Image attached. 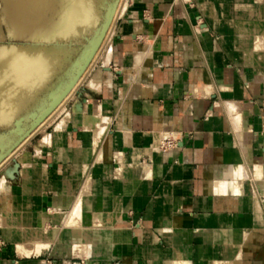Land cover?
Returning a JSON list of instances; mask_svg holds the SVG:
<instances>
[{
  "label": "crops",
  "instance_id": "obj_1",
  "mask_svg": "<svg viewBox=\"0 0 264 264\" xmlns=\"http://www.w3.org/2000/svg\"><path fill=\"white\" fill-rule=\"evenodd\" d=\"M118 20L113 54L92 75L102 77L100 91L87 86L74 101L83 99L86 112L106 113L108 128L95 152L79 154L93 136L72 112L61 149L53 143L39 160L49 184L64 186L75 177L78 182L71 192L57 196L46 186L39 195L33 185L22 186L20 173L13 186L29 204L25 213H45L46 225L63 226L89 178L82 225L92 238L89 255L78 254L83 264H143L144 228L154 231L161 251L181 248L191 264H213L199 258L207 239L197 230L213 228L199 220L219 215H232L235 228H246L240 250L223 251L231 264H264V222L256 218L260 211L264 219V174L257 180L255 173L256 167L264 170V0H127ZM163 134L177 138L179 146L162 157L152 146ZM35 154L29 152L31 163ZM220 184L228 188L219 192ZM250 189L259 208L242 204ZM0 202L15 212L14 194L0 195ZM165 213L176 233L173 244L156 230ZM98 226L121 227L125 238L113 247L104 240L96 255ZM54 243L53 254L61 248L60 257L70 261L67 245ZM12 254L10 247L0 251V257ZM30 260L39 259L23 261Z\"/></svg>",
  "mask_w": 264,
  "mask_h": 264
},
{
  "label": "rangeland",
  "instance_id": "obj_2",
  "mask_svg": "<svg viewBox=\"0 0 264 264\" xmlns=\"http://www.w3.org/2000/svg\"><path fill=\"white\" fill-rule=\"evenodd\" d=\"M124 3L125 6L123 7ZM126 8L127 0H0V177L13 164V160L17 159L22 164L21 167L25 168V166H28L26 167V174H21V176L25 177H22V186L29 187V185H33L35 190L37 189V194H44L46 186H43L40 181L43 179L49 181V176L46 166L39 158L53 143L56 148L59 146L57 150L61 149L65 137L61 125H64L72 118V112L75 114L76 124L82 126L93 136L92 142L88 145L94 146L92 152L87 151L85 147L83 151L79 150L78 153L86 152V154L89 153L90 155L95 152L97 144H99L98 141L102 139L108 128L109 117L106 113L99 112L98 114L101 113L100 122H92L99 124L102 128L101 135L98 138L94 134V124L93 127H88L86 123L90 125L89 121L80 122L77 120L78 113L81 116L84 115V118L88 117L86 114L91 113L85 112L83 99H78L75 103L74 101L77 92L87 90V86L97 90L100 89L102 77L96 79V76L92 75L94 70L101 66L103 62H109L121 27L119 26L121 20L119 21L118 19L119 16L125 13ZM75 16L79 17L75 18ZM19 59L22 60L20 61ZM68 88L70 90L67 95L64 98L62 96L59 101V95ZM79 106H82L83 109L81 111L84 110L83 112H79ZM63 114L65 115L57 122V119ZM163 136L164 134L160 137V139L163 138L162 140H159L158 143H153L155 145L154 147L152 146V149L158 155L160 152L162 154L168 153V140L177 142V138H165ZM47 140L48 142H45ZM178 146L176 143L174 148H178ZM29 152H32L33 155L35 154L33 163L29 161ZM99 160H101V156ZM82 171L84 172V168ZM242 171L244 176H241L243 178L242 181H244L248 175L244 169ZM36 173L42 175L38 183H36ZM255 173L257 180H263V168L256 167ZM18 177L15 180L9 178L5 180L9 186L8 190L3 189V186L0 185V195L14 194L17 199L13 209L15 212L10 211L12 216L8 220L0 218V232H2L0 233V251L9 250L10 247L11 253H14L8 257H0V264L19 263L25 259H39L40 261L42 260L41 264H83L86 260L79 257L78 254L84 258L89 255L88 246L92 236H90L88 228L77 222L79 219L82 220L80 213H83L84 197L90 193L89 178L83 184L82 195L71 207L63 226L57 227L54 223L45 224L46 220H48V215L45 213L35 218L31 217L30 213H25L29 209V204L23 200L18 194V189L13 186L18 184ZM78 179V177H75L74 181L72 180L73 183L67 181L62 186L65 189L64 191L71 192L73 186H76ZM48 186L52 187L51 184ZM226 188L228 186L223 184L217 186L219 192L225 191ZM54 191L58 196L59 194H57L55 189ZM251 194L248 201L242 202L243 206L250 207L249 202L251 200L257 202L252 190ZM53 202L56 205V210H59L57 199ZM3 207L4 204L0 202V214ZM53 209L49 208L51 212ZM21 213L26 214L28 217L27 221L19 218ZM18 218L20 220H17ZM231 218H234V216L227 215L228 220H231ZM204 223L211 224L209 219ZM98 228L110 229L103 226ZM167 228V226L158 227L157 225L156 230L167 238L168 243L173 244L171 242L172 236L166 237L171 227ZM221 229L226 231V233L225 235L220 234L222 243L221 251L219 250L218 253V260L204 257L203 253L206 248L202 250L200 259L210 260L213 264L232 263L231 259L224 255L223 251L226 247L229 251L232 247L240 250L241 242L246 238L247 233L244 236L241 235L242 237L238 238L239 241L237 239L233 242L228 239V228ZM204 230L205 228H198L197 236L203 238L204 234L202 231ZM95 231L97 232V230ZM150 231H152L154 238L152 247L142 248L141 246L139 250V253L144 256L143 264H150L148 263L149 257L154 258L155 262H157L156 264H161L162 259L166 258L165 264H169L175 257L172 253L175 249L171 250V252H163L158 249L156 242L158 238L153 230L150 229ZM13 238L16 241H13ZM73 240L75 241L74 243L72 242ZM54 242L67 245L64 249V254L74 255L70 259L71 262L69 260L63 261V258L60 257L61 248H59L58 254H53ZM177 250V252H180V256H182V251V254L186 257L185 264H191L190 259L184 254L183 250L181 248ZM145 252L147 256L150 255L148 258ZM95 254L98 255L99 253L95 251ZM28 255L29 257H21ZM11 256L17 261H9Z\"/></svg>",
  "mask_w": 264,
  "mask_h": 264
},
{
  "label": "bare ground",
  "instance_id": "obj_3",
  "mask_svg": "<svg viewBox=\"0 0 264 264\" xmlns=\"http://www.w3.org/2000/svg\"><path fill=\"white\" fill-rule=\"evenodd\" d=\"M78 8V7H77ZM77 15H79L78 13H77ZM73 16V15H72ZM76 17H79V16H75V18ZM20 54V53H19ZM21 55V54H20ZM19 55V56H20ZM111 56V55H110ZM17 57V56H16ZM20 58V57H19ZM20 60V59H19ZM19 60H17V61H19ZM22 60V59H21ZM20 60V61H21ZM109 72V71H108ZM97 78H99V76H96V79ZM134 79V78H133ZM92 82V81H91ZM101 82V81H100ZM108 83L110 82V83H112V80L111 79H109L108 78V81H107ZM101 84V83H100ZM91 87V86H90ZM93 88V87H92ZM98 88V87H97ZM126 90V89H125ZM100 91V90H99ZM90 98V97H89ZM86 102V101H85ZM81 109H83L82 108V106L80 107L79 106V112H83V111H81ZM86 112V111H85ZM99 112H91L90 114H86V116H88V117H83V116H81V114H79L78 113V115L79 116H77V120L78 121H80V122H86V120L87 121H89L90 122V125H89V123H86V125L89 127V126H92L93 127V124H94V134L95 135H97V137L99 138L100 137V135H101V130H102V128L99 126V124H95V123H92V122H100L99 120H101V113L100 114H98ZM232 115H234V114H232ZM107 117V116H106ZM108 118V117H107ZM79 122V123H80ZM119 124H121V122L119 123ZM62 127H63V125H61ZM121 126V125H120ZM101 128V129H100ZM59 129V128H58ZM62 129V128H61ZM103 131H104V129H103ZM60 132V131H59ZM123 132V131H122ZM57 133V132H56ZM125 133V132H124ZM124 133H123V135H124ZM60 136H61V134H60ZM59 138V137H58ZM127 138V140H128V136L127 137H125V139ZM163 139V138H162ZM162 139H160V140H162ZM57 140V139H56ZM60 141H61V139H60ZM98 141V140H97ZM129 141H131V140H129ZM42 142V141H41ZM45 142H48V140L47 141H45ZM99 142V141H98ZM56 143V142H55ZM58 143V142H57ZM40 144V143H39ZM97 144V143H96ZM98 145V144H97ZM155 145V144H154ZM154 145H153V147H154ZM59 146H57V148H58ZM96 148V147H95ZM165 148V147H164ZM94 149V146L93 145H90V146H87L86 147V150L87 151H91L92 152V150ZM162 149V148H161ZM39 151H40V149H39ZM38 151V152H39ZM96 151V150H95ZM116 152V151H115ZM119 153V152H118ZM121 153V152H120ZM165 153H163L162 154V152H160L159 153V155L160 156H165V155H167V154H165ZM117 156L119 155L120 156V154H116ZM122 155V154H121ZM119 156H118V158H119ZM102 157V156H101ZM21 158V157H20ZM122 157H120V159H121ZM22 159V158H21ZM20 159V160H21ZM23 160V159H22ZM119 160V159H118ZM24 161V160H23ZM40 162V161H39ZM22 165V164H21ZM28 165V164H27ZM144 166V165H143ZM229 166V165H228ZM26 167H28V166H25V168H23V167H21L20 166V168H19V173L18 174H26V172H27V169H26ZM147 167V166H146ZM149 167V166H148ZM235 167V166H234ZM40 169V168H39ZM231 169V168H230ZM83 170V169H82ZM144 172H145V166H144ZM147 171H149L148 169H147ZM147 171H146V176H147ZM45 172H46V170H45ZM241 173V175L242 176H244V174H243V171H242V169H241V171H240ZM44 173V172H43ZM264 174V173H263ZM41 174L40 173H36V179H37V181H36V183H38L40 180H41ZM22 177L23 178H25L23 175H22ZM45 177V176H44ZM8 177H7V175H6V172H4V174H3V176L2 177H0V185L1 186H3V189H5V190H8L9 189V186L7 185V182H5V180L7 179ZM47 178V177H46ZM230 178V177H229ZM47 180V179H46ZM90 180V179H89ZM85 181V180H84ZM245 181V180H244ZM40 182H42V184H43V186L45 185V186H48V185H50L49 184V182H48V184L46 183V181L43 179V180H41ZM23 183V182H22ZM73 183V182H72ZM71 183V184H72ZM38 186V185H37ZM42 186V187H43ZM91 186V185H90ZM52 188H54L55 190H56V192H57V194H59V193H61V191H64L65 189L64 188H62V186H60V185H58V184H55V185H52ZM73 188H74V186H73ZM87 189V188H86ZM37 190V189H36ZM72 190V189H71ZM39 191V190H38ZM42 192V191H41ZM86 194V193H85ZM252 195V194H251ZM85 196V195H84ZM82 199V198H81ZM250 199V198H249ZM56 200V199H55ZM56 203V202H55ZM81 203V202H80ZM248 204V203H247ZM254 204H255V206H257V208H259V205L255 202V201H250L249 202V206L252 208V207H254ZM81 205V204H80ZM56 206V205H55ZM82 206H83V204H82ZM82 210V209H81ZM72 212V211H71ZM81 215H82V220H83V213H80ZM79 214V215H80ZM39 215H41V214H39ZM12 216V214L10 213V211H8L7 210V208L5 207H3L2 208V213L0 214V218H2L3 220H8L10 217ZM20 217L19 218H22V219H24L25 221H27L28 220V217L26 216V214L25 213H21L20 215H19ZM42 216V215H41ZM43 216H44V214H43ZM39 217V216H38ZM17 219V220H20V219ZM68 218H69V216H68ZM256 218H257V220H260L261 222H264V219H263V215H262V213H260V211H259V213H258V215L256 216ZM65 219H67V218H65ZM207 219H209L210 220V223L211 224H213V228L212 229H209V230H207V228H205V230L204 231H202L203 232V234H204V238H206L207 239V245L205 246V248H206V250H204L205 252H204V254H203V256L204 257H209V258H212L213 260H218V253H219V250H220V248H221V233L223 234V235H225V233H226V231H224V230H222L221 228H228L227 230H228V239L229 240H232L233 242H235V240H236V238H240V236L241 235H245V233H246V230H244V228H235V225H233V223H232V218H231V220H228L227 219V215H219V216H217L216 218H208V217H206V218H202L201 220H199L200 221V223L201 224H203L204 222H206V220ZM37 220V219H36ZM82 220L81 219H79V221L77 222V223H79V224H82ZM239 220H241V219H239ZM41 221V220H40ZM47 221V220H46ZM68 221V220H67ZM38 222V221H37ZM99 222V221H98ZM170 222H171V218H170V216L167 214V213H165L164 214V217H162V218H159V220H157V223H156V225H158V227H163V226H167L168 228H169V224H170ZM45 223V222H44ZM46 224V223H45ZM45 226V225H44ZM0 227H1V225H0ZM99 227V226H98ZM45 228H46V226H45ZM167 228V229H168ZM99 229V228H98ZM96 229L97 230V232H96V235H95V240H96V243H95V251H96V253H100V251H101V249L103 248V241L104 240H110V247H113L114 246V244H113V241H123L124 240V238H125V229H123V228H121V227H118V226H114L113 228H110V229ZM47 230V229H46ZM64 230V229H63ZM165 230V229H164ZM163 230V231H164ZM60 231V230H59ZM72 231V230H71ZM70 231V232H71ZM11 232V231H10ZM12 233H15V232H12ZM19 233V232H18ZM21 233H23V232H21ZM72 233V232H71ZM70 233V234H71ZM52 234V233H51ZM60 234H61V232H60ZM175 231H174V229L173 228H171L170 229V231L168 230V235H166V237L167 236H172L171 237V242L173 243L174 241H176V237H175ZM59 236H61V235H59ZM91 236V235H90ZM58 237V236H57ZM242 237V236H241ZM142 240H143V245H142V248H146V247H152V244L154 243V238H153V235H152V231H150V229H147V228H144L143 229V231L141 232V237H140ZM170 238V237H169ZM227 238V237H226ZM72 239V238H71ZM86 239V238H85ZM167 239V238H166ZM13 241H16V239L15 238H13L12 239ZM23 240V239H22ZM61 240V239H60ZM77 241V240H76ZM168 241V240H167ZM45 242V241H44ZM51 242H53V241H51ZM83 242V241H82ZM19 243V242H18ZM35 243V242H34ZM81 243V242H80ZM228 243V242H227ZM83 244V243H82ZM233 244V243H232ZM42 246V245H41ZM82 246V245H81ZM236 247V246H235ZM43 248V247H42ZM42 250V249H41ZM147 250V249H146ZM108 251L109 252H111V248L110 249H108ZM178 250L176 249L174 252H172L174 255H175V257H174V259L173 260H171L170 262H169V264H185V261H186V257L182 254V251H181V255L182 256H180L179 255V253L180 252H177ZM221 251V250H220ZM40 252V251H39ZM70 252H71V250H70ZM80 252V251H79ZM78 252V253H79ZM34 253V252H33ZM146 253V252H145ZM69 254V253H68ZM86 254V253H85ZM29 256V255H28ZM148 256H150V255H148ZM148 256H147V253H146V257L148 258ZM170 258V257H169ZM150 259V260H149ZM149 262L148 263H150V264H156L157 262H155V260H154V258H150L149 257ZM42 261V260H41ZM41 261L40 260H37V261H34V260H30V261H23V262H19V263H12V264H41ZM146 262V261H145ZM159 262V261H158ZM64 264V263H63ZM76 264H80V263H76ZM90 264H100V262H91ZM147 264V263H146Z\"/></svg>",
  "mask_w": 264,
  "mask_h": 264
},
{
  "label": "water",
  "instance_id": "obj_4",
  "mask_svg": "<svg viewBox=\"0 0 264 264\" xmlns=\"http://www.w3.org/2000/svg\"><path fill=\"white\" fill-rule=\"evenodd\" d=\"M74 83H75V81H74ZM74 83H73V84H74ZM70 86H71V85H70ZM71 87H72V86H71ZM69 90H70V88H68V89L62 91V94L59 95V101L61 100L62 96H63V98H64V97L67 95V93L69 92ZM59 101H58V102H59ZM58 102H56V103H58ZM20 166H21L20 161L17 160V159H14V160H13V164H12L11 166H9V167L5 170L7 177H8L9 179H11V180H15V179L18 177V173H19L18 171H19Z\"/></svg>",
  "mask_w": 264,
  "mask_h": 264
},
{
  "label": "built area",
  "instance_id": "obj_5",
  "mask_svg": "<svg viewBox=\"0 0 264 264\" xmlns=\"http://www.w3.org/2000/svg\"><path fill=\"white\" fill-rule=\"evenodd\" d=\"M168 142H169V143H168V146H167L168 148H172V147L176 146V143H177V142L174 141V140H172V141H169V140H168Z\"/></svg>",
  "mask_w": 264,
  "mask_h": 264
}]
</instances>
